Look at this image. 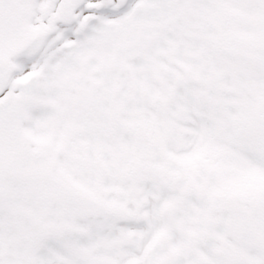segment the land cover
<instances>
[{
	"label": "snow or ice",
	"instance_id": "1",
	"mask_svg": "<svg viewBox=\"0 0 264 264\" xmlns=\"http://www.w3.org/2000/svg\"><path fill=\"white\" fill-rule=\"evenodd\" d=\"M0 264H264V0H0Z\"/></svg>",
	"mask_w": 264,
	"mask_h": 264
}]
</instances>
